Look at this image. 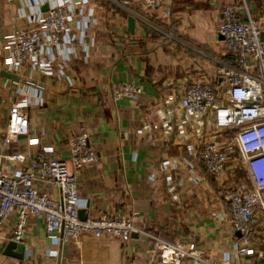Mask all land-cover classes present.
Masks as SVG:
<instances>
[{
	"label": "crops",
	"instance_id": "obj_1",
	"mask_svg": "<svg viewBox=\"0 0 264 264\" xmlns=\"http://www.w3.org/2000/svg\"><path fill=\"white\" fill-rule=\"evenodd\" d=\"M86 28L72 25L59 46L46 47L41 61L52 59L56 72L24 65L18 81L0 75V133L6 127L9 107L27 99L24 108L30 131L1 152L4 168H20L12 156H32L48 148L49 156L70 158V141L81 131L99 155L97 163L78 172V194L86 201V219L125 216L147 234L165 241L193 242L202 256L230 264H264V221L252 226L254 255L236 254L242 244L222 200L223 184L209 175L177 139V120L182 115L177 99L194 79L224 88L219 68L233 58L217 32L221 10L240 0H163L157 8H145L140 0H84ZM243 2V1H242ZM57 0H0V71L4 37L22 27H34L43 5ZM261 27L264 42V0H244ZM244 12V4H241ZM76 11V10H75ZM135 17L134 32L127 17ZM74 35V37H73ZM134 81L143 86L138 100H113V86ZM173 99V100H171ZM171 100V101H170ZM158 107L171 108L173 130L164 135L156 115ZM145 126L152 133L145 131ZM192 122L187 123V128ZM209 131V127H204ZM142 130L145 133H139ZM190 135L193 134V131ZM149 133V134H148ZM175 164L174 201L167 184L151 168L162 160ZM192 168L196 183L188 177ZM40 191L56 197L53 183L36 179ZM17 220L16 212L0 224V264H161L154 240L134 233L122 241L110 233L95 237L89 232L77 239L55 240L45 230L41 216H29L22 243V259L5 253ZM189 258L184 264H194Z\"/></svg>",
	"mask_w": 264,
	"mask_h": 264
},
{
	"label": "built area",
	"instance_id": "obj_2",
	"mask_svg": "<svg viewBox=\"0 0 264 264\" xmlns=\"http://www.w3.org/2000/svg\"><path fill=\"white\" fill-rule=\"evenodd\" d=\"M163 0H140L145 8H157ZM243 1V2H242ZM241 12L239 2L228 4L221 10L217 32L224 49L232 55L233 63L219 68L224 88H215L202 79H194L179 93L177 103L182 115L177 120V139L189 154L200 161L204 170L223 184L222 200L229 208L230 222L242 244L233 248L239 255H254L250 246L253 239L252 226L258 217L264 221V42L262 30L245 6ZM84 0H57L37 16L34 27H22L4 37L3 64L7 70L16 72L24 65L40 68L52 75L56 67L52 59L41 61L46 47L59 46L67 39L72 25L82 31L86 28ZM76 10V11H75ZM74 37V35H73ZM143 91L134 81L113 86L112 98L138 100ZM173 100V99H171ZM170 100V101H171ZM29 101H15L9 107L7 123L0 133V224L13 211L17 220L10 237L22 243L29 216H41L45 230L55 240L77 239L83 232L95 237L110 233L122 241H128L136 233L147 234L135 222L125 216H100L82 220L78 211L86 207V201L78 194L79 169L97 163L99 155L88 144V133H76L70 141V158L64 161L49 156L43 148L32 156L18 152L12 156L20 168L9 173L4 168L5 155L1 152L19 136L28 135L29 118L24 111ZM156 115L164 135L172 132L171 108L158 107ZM192 127L187 128V123ZM208 126L209 131L204 127ZM145 131L152 133L149 126ZM193 131V134L190 135ZM139 133H145L140 130ZM148 133V134H149ZM175 164L162 160L151 168L149 177L162 174L174 201L172 168ZM193 183L197 182L192 168L187 171ZM36 179L49 181L57 189V196L40 191ZM154 240V248L161 264H184L192 258L194 264H230L228 255L219 261L202 256L193 242L183 244L169 242L147 234ZM264 256V252L259 254Z\"/></svg>",
	"mask_w": 264,
	"mask_h": 264
},
{
	"label": "water",
	"instance_id": "obj_3",
	"mask_svg": "<svg viewBox=\"0 0 264 264\" xmlns=\"http://www.w3.org/2000/svg\"><path fill=\"white\" fill-rule=\"evenodd\" d=\"M48 9V5L45 4L42 7L43 11H46ZM134 28H135V17L133 15H129L127 17V30L130 33L134 32ZM0 75H2L3 77L7 78V79H11L14 81H18L19 76L15 73H13L10 70L7 69H2L0 71ZM78 216L80 219L85 220L86 216H85V211L84 210H79L78 211ZM24 252H25V245L23 243H18V242H14V241H10L5 248V253L7 255H11L14 256L16 258L22 259L24 256Z\"/></svg>",
	"mask_w": 264,
	"mask_h": 264
}]
</instances>
